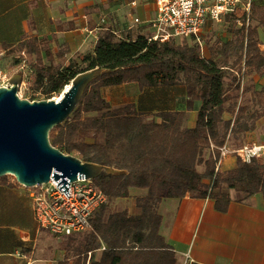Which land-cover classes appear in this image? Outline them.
Masks as SVG:
<instances>
[{
	"label": "trees",
	"instance_id": "1",
	"mask_svg": "<svg viewBox=\"0 0 264 264\" xmlns=\"http://www.w3.org/2000/svg\"><path fill=\"white\" fill-rule=\"evenodd\" d=\"M225 21L231 38L215 40L208 55L195 37L133 40L111 29L100 32L92 52L68 65L44 63L41 54L49 49L42 39L2 44L11 66L23 54L30 85L48 98L81 72H100L49 139L66 154L115 171L94 179L108 200L95 211L91 228L62 237L65 255L55 264H179L160 230L164 198L208 197L222 212L233 200L264 198V155L250 162L237 158L229 169L218 166L228 136L245 142L264 117V86L252 81L264 75V3L252 0L240 25L234 14ZM129 82L141 89L186 84L189 107L201 101L195 126H184L185 111L140 112L133 103L114 106L103 95V87ZM8 178L1 176L0 183ZM133 195L138 213L116 206Z\"/></svg>",
	"mask_w": 264,
	"mask_h": 264
},
{
	"label": "crops",
	"instance_id": "2",
	"mask_svg": "<svg viewBox=\"0 0 264 264\" xmlns=\"http://www.w3.org/2000/svg\"><path fill=\"white\" fill-rule=\"evenodd\" d=\"M155 16L154 0H0V43L14 46L22 40L42 39L49 49L47 54L42 52V61L68 65L92 52L104 29L127 39L151 37ZM230 38L231 35L226 39ZM252 81L264 86V75H255ZM102 92L112 105L133 103L140 112L185 111L186 127L195 126L201 105L195 100L189 107L183 83L141 89L137 83L129 82L103 87ZM226 143L230 151L264 143V117L245 142L239 144L228 136ZM236 161L235 153H230L222 168H232ZM8 179V183H0V264H55L65 255V238L39 225L31 191L17 183L14 176ZM135 201L134 195L123 200L130 213L139 212ZM130 204H134V211ZM159 208L161 233L176 251L179 264L187 253L192 264H264L261 194L244 201L233 200L224 212L208 197L189 195L164 198Z\"/></svg>",
	"mask_w": 264,
	"mask_h": 264
},
{
	"label": "built area",
	"instance_id": "3",
	"mask_svg": "<svg viewBox=\"0 0 264 264\" xmlns=\"http://www.w3.org/2000/svg\"><path fill=\"white\" fill-rule=\"evenodd\" d=\"M156 16L152 21L155 29L149 40L168 41L171 37H195L202 43L203 31L209 22H220L228 14L248 20L252 0H154ZM248 22V21H247ZM6 51L0 43V86L11 87L10 78L22 71L19 88L26 85V66H3ZM214 147V144H212ZM221 154L218 166L224 158L235 153L237 158L250 162L253 157L264 155V143L247 144L230 151L227 143L219 147ZM58 181H50L27 187L33 196L34 212L39 225L58 237H66L91 228V218L95 211L107 202V195L95 184L94 179L79 178L70 181V195L58 187ZM105 246L102 247V249ZM91 252H89V257ZM189 253L185 254L182 264H192ZM89 264V262H88Z\"/></svg>",
	"mask_w": 264,
	"mask_h": 264
},
{
	"label": "water",
	"instance_id": "4",
	"mask_svg": "<svg viewBox=\"0 0 264 264\" xmlns=\"http://www.w3.org/2000/svg\"><path fill=\"white\" fill-rule=\"evenodd\" d=\"M21 72L10 78L11 87L0 86V177L12 175L25 187L47 183L53 177L69 196L70 181L95 179L102 171L114 172L62 152L49 139L50 130L72 113L99 70L77 74L60 99L34 101L18 94Z\"/></svg>",
	"mask_w": 264,
	"mask_h": 264
},
{
	"label": "rangeland",
	"instance_id": "5",
	"mask_svg": "<svg viewBox=\"0 0 264 264\" xmlns=\"http://www.w3.org/2000/svg\"><path fill=\"white\" fill-rule=\"evenodd\" d=\"M258 2L260 3H264V0H257ZM226 18V17H225ZM225 18L220 21V22H209L208 26L206 27V29H204L203 31V35H202V47H203V50L205 52V54H209V51H208V46L213 43L215 40H224L226 38H228V36H230V32L227 31L226 27L228 25V22L225 21ZM240 25V24H238ZM262 39L264 40V28H262ZM227 33V36H225V34ZM175 39L177 41H180L182 38L180 37H175ZM24 58H23V54L20 58H18V65H22L24 64L23 61ZM11 60H9L8 58L5 59V62L3 63V66H11ZM28 67H30L28 65ZM31 68V67H30ZM27 72H26V75L29 76V70L28 68L26 69ZM26 80V85L27 86H23L22 88H19L18 89V94L21 98H25V99H29L31 101H34V100H43V99H48V95L45 94L42 90H34L32 88V85H30L29 81H28V78L26 76L25 78ZM32 84V83H31ZM66 87V86H65ZM64 87V89H65ZM60 93L58 94H54L52 95L50 98H56L59 96ZM224 162H223V166H224ZM222 166V165H221ZM144 192V190H141V189H136L135 192ZM123 201H121V203L117 204L116 206L121 208V206L123 205ZM130 210L131 211H134L135 210V206L134 204H130ZM56 241L57 243L59 242L60 243V239L59 238H56Z\"/></svg>",
	"mask_w": 264,
	"mask_h": 264
},
{
	"label": "bare ground",
	"instance_id": "6",
	"mask_svg": "<svg viewBox=\"0 0 264 264\" xmlns=\"http://www.w3.org/2000/svg\"><path fill=\"white\" fill-rule=\"evenodd\" d=\"M68 87H69V84H68V85H66L65 89H67ZM62 93H63V91H62V92L59 94V96H58V97H56V99H60V97H61Z\"/></svg>",
	"mask_w": 264,
	"mask_h": 264
}]
</instances>
